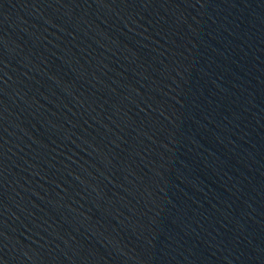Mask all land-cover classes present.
I'll return each mask as SVG.
<instances>
[{
    "label": "water",
    "instance_id": "95a60500",
    "mask_svg": "<svg viewBox=\"0 0 264 264\" xmlns=\"http://www.w3.org/2000/svg\"><path fill=\"white\" fill-rule=\"evenodd\" d=\"M0 264H264V0H0Z\"/></svg>",
    "mask_w": 264,
    "mask_h": 264
}]
</instances>
